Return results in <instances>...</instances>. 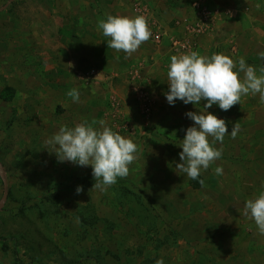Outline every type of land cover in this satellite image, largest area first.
I'll return each mask as SVG.
<instances>
[{"label": "rangeland", "instance_id": "374dc122", "mask_svg": "<svg viewBox=\"0 0 264 264\" xmlns=\"http://www.w3.org/2000/svg\"><path fill=\"white\" fill-rule=\"evenodd\" d=\"M80 1L94 10L100 5L118 7L123 14L131 10L134 16L141 15L137 7L146 8L152 20L147 0ZM199 1L195 5L207 6ZM74 2L59 3L76 15ZM210 2L219 29L213 38L233 42L238 50L239 40L247 47L264 45V0ZM54 35V0H0V94L12 91L10 101L0 98V264H155L158 259L164 264H264V235L243 214L245 201L264 191V159L256 164L248 154L253 138L248 122L235 119L240 131L233 151L202 170L198 180H204V187L197 186L198 180L175 168L181 140L194 124L185 128L180 119L189 108L180 100L170 105L168 90H160L168 87L167 74L151 78L143 64L148 60L138 58L132 70L140 73L133 79L127 76L123 94L117 90L120 84L113 83L111 90L104 79L100 82L97 75L105 68L99 62H85L76 79L100 86L82 89L73 83L71 88L80 91L79 104L74 103L65 95L69 86L54 91ZM228 46L222 50L236 56ZM145 48L155 49L151 44ZM246 63L257 69L264 66V60ZM91 70L97 74L91 75ZM130 81L154 96L149 114L142 113ZM246 97L235 105L236 115L249 114L243 105ZM114 99L120 103L118 109L112 105ZM84 120H104L138 145L129 175L118 177L104 192L92 188L90 165L59 162L45 148L60 126L74 127ZM217 166L222 175L215 174ZM78 186L83 189L79 194Z\"/></svg>", "mask_w": 264, "mask_h": 264}, {"label": "clouds", "instance_id": "9594fccd", "mask_svg": "<svg viewBox=\"0 0 264 264\" xmlns=\"http://www.w3.org/2000/svg\"><path fill=\"white\" fill-rule=\"evenodd\" d=\"M97 28L108 38L107 48L123 52L126 57L135 53L152 35L147 18L143 15L109 14L98 20ZM258 56L264 60V51ZM167 78L169 90L165 96L170 105H174L176 100L193 105L206 101L203 112L186 113L194 126L185 131L179 146L182 149L179 153L180 163L175 166L179 173L191 180H198L201 171L207 170L222 156V149L214 147L215 143H223L224 137L229 134L235 139L240 131V125L234 123L229 133L226 121L217 118L207 109L215 104L221 110L228 111L240 104L243 96L257 94L260 103L264 104V66L257 70L247 64L243 57L234 61L220 53H213L208 57L197 51H190L170 57ZM66 96L74 103L80 101V91L76 87L68 90ZM97 124L99 128L96 127ZM209 137L212 138L211 141ZM45 145L59 162L90 165L95 181L92 188L101 192L113 186L118 177L126 178L129 175V165L137 159L138 152L136 143L113 131L104 120H84L74 127L62 125L56 134L45 141ZM214 171L216 175L223 173L221 166L215 167ZM198 182L204 187V180L199 179ZM81 191L82 187L78 186L77 194ZM243 214L252 219L259 233L264 235V191L245 201ZM155 264H164V261L158 259Z\"/></svg>", "mask_w": 264, "mask_h": 264}, {"label": "crops", "instance_id": "0c3cea01", "mask_svg": "<svg viewBox=\"0 0 264 264\" xmlns=\"http://www.w3.org/2000/svg\"><path fill=\"white\" fill-rule=\"evenodd\" d=\"M60 1L64 0H59V2ZM195 1L197 0H147L152 18L148 25L149 27L151 26L150 29L152 35L148 41L142 43V45L137 50V53H133L131 56L126 57L123 52H117L114 49L107 48L108 38L103 36L102 31L97 28V22L100 19L106 18V16L109 14L115 16H134L131 10L129 11L124 8V10H126V14H123L122 9H120L118 12V7L112 10L109 8H104L101 5L94 10L92 9L94 6L91 7L90 3L84 5V1L76 0V2H74V4L77 6L75 8L76 15H74L70 12V6L65 5V7H61L60 3H57L54 0V78L56 79V81L54 80L56 83L54 91H65L68 86L70 89L73 83L75 85L81 86L82 89H84L86 86L92 87L93 85L92 88H96L94 85L100 86L98 84L99 82L93 81L96 84L93 83L92 85H86L76 79V74L79 73V70H81V65L85 62L89 65H93L94 62H99L103 68H105L103 69V74L100 73L97 75L99 78L102 77L100 82L103 81L102 79H104L105 81L103 82H107L108 84H106V86L110 87L111 90H113L111 87L113 83L120 84V87H117V90L124 94L125 90H127L126 82H129L130 78L133 79V74L140 73V69H136L134 72L132 70L139 64L138 58L142 60L144 59L145 61L148 60L147 63L150 62V65L145 62H143V64H146L145 66L150 72L151 75L149 76L151 78L152 75L155 77L162 73L167 74L170 57L172 55L188 53L190 51H197L199 54L208 57H210L213 53H220L229 56L234 61H237V59L240 57H243L246 62H257L258 60L261 61L258 56L260 52L264 51V45L261 42H259V46L247 47L245 46L246 44H244L245 40H239L238 50L237 46L234 47L233 42H231L232 44L230 42H223V38L221 37L220 41H218L216 37L213 38L212 33L214 31H218L219 29L216 23L218 19L217 15L215 17L213 11L210 8L212 5L210 0L209 3L206 2L207 0H205V5H207L205 7L211 12L210 21L212 22L211 24H208L209 30H206V32L201 35L190 36L192 32V25L198 19H200L199 14L195 15L194 13L196 11L194 8ZM208 5L210 7H208ZM106 7L111 8L113 6H111V4H107ZM213 8L216 9V7ZM61 9L64 10L65 13ZM193 9H195V11H193ZM247 23L248 24L246 26L248 27V30H250L251 22L248 21ZM154 32H158L160 34L161 37L159 42L154 41ZM185 39H189L191 41V46L187 51H181V49L176 50L173 47V41H185ZM150 44L154 46L155 49L153 50L151 48L149 51H146L145 46ZM228 45L231 46L233 51L237 52L236 56L234 55V57H232V55H229L228 51L222 50L225 49V47H229ZM218 47H220V52L217 50ZM70 64L72 67H70ZM130 74L132 76L128 79L127 76H130ZM257 74H260L259 71H257ZM107 77L108 79L110 78V81L107 79ZM165 80L168 82L167 79ZM130 82L133 83V90H135L136 86H140V83L136 81ZM153 89L159 91V89L155 87ZM160 90L165 92V90L169 89L167 85H165L163 88H160ZM131 93L132 92H127V94L130 96ZM57 95L58 97L61 96L60 93ZM97 95L98 93H95V95L93 94L94 97ZM121 96L124 97L122 94ZM152 97L154 98V96ZM130 98L132 99V97ZM115 102H117V99ZM205 103L206 101L202 100L200 105L183 103V106L189 108L190 111L194 106V108L197 109L195 112H202L204 111L203 106ZM117 104L120 103L117 102ZM122 105L128 106V103H124ZM243 105L245 110L248 111V115L245 112H243L241 115H236L237 113L235 114V106H233L228 111H223L218 109V105L215 104L212 105L211 108H208L207 111L217 116V118L224 119L226 121L229 133L231 132L233 122H236V118L239 122H248V127L252 130L251 135L253 137L251 138V142L249 140L248 154L252 155V160L257 164V160L262 162L264 159V116L261 115L263 114L262 108L264 107V104L260 103L259 94H257L255 96L248 95L246 97V103H243ZM256 107L257 110L255 109ZM259 107L262 108L258 109ZM253 110L256 111L254 114L251 113ZM186 113L187 111H183L182 118L180 119V122L184 124L185 128L188 127L187 124H194V122L186 116ZM224 139L226 141L224 142L223 146L219 145V149H222V155L226 154V156H228L233 151L232 148L235 139L231 138L230 134L226 135Z\"/></svg>", "mask_w": 264, "mask_h": 264}, {"label": "built area", "instance_id": "2783aa9c", "mask_svg": "<svg viewBox=\"0 0 264 264\" xmlns=\"http://www.w3.org/2000/svg\"><path fill=\"white\" fill-rule=\"evenodd\" d=\"M195 9L198 12L200 19H198L193 25H192V32L190 36H195V35H201L204 34L206 32V30H209L208 24H211L212 21H210V16H211V12L203 6L197 3L195 5ZM136 12H138L139 14L145 16L147 18V22L148 24L151 22L150 18H149V13L148 10L146 8H142V7H137L135 9ZM149 18V19H148ZM151 27V26H150ZM154 41L155 42H159L160 40V34L158 32H154ZM193 34V35H192ZM191 41L188 39L185 41H173L172 45L176 50L181 49V51H187L190 48ZM91 75H96V71L95 70H91L90 71ZM142 88L136 87L135 88V99L139 102V105L141 107V111L144 114H149L152 103L154 101V98L150 95L145 94L142 90ZM116 109L119 108V104H117V102H115L114 100V104ZM115 109V110H116Z\"/></svg>", "mask_w": 264, "mask_h": 264}, {"label": "trees", "instance_id": "16d2710c", "mask_svg": "<svg viewBox=\"0 0 264 264\" xmlns=\"http://www.w3.org/2000/svg\"><path fill=\"white\" fill-rule=\"evenodd\" d=\"M0 98L3 101H10L12 99V91L10 89H5L1 92L0 94ZM200 184H198L197 186H199Z\"/></svg>", "mask_w": 264, "mask_h": 264}, {"label": "water", "instance_id": "95a60500", "mask_svg": "<svg viewBox=\"0 0 264 264\" xmlns=\"http://www.w3.org/2000/svg\"><path fill=\"white\" fill-rule=\"evenodd\" d=\"M10 1H12V0H10ZM4 8H6V6H4L2 9H4ZM0 174H1V167H0ZM5 198H6V196L4 195L3 200H5Z\"/></svg>", "mask_w": 264, "mask_h": 264}]
</instances>
